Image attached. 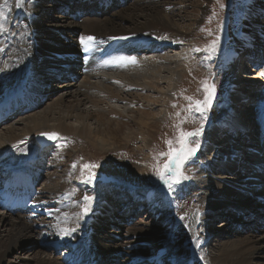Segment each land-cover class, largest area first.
I'll return each instance as SVG.
<instances>
[{"label": "bare ground", "instance_id": "bare-ground-1", "mask_svg": "<svg viewBox=\"0 0 264 264\" xmlns=\"http://www.w3.org/2000/svg\"><path fill=\"white\" fill-rule=\"evenodd\" d=\"M26 1L30 3L29 7L24 4ZM119 1L123 2L122 5H124L125 0ZM133 1L129 6L115 9L113 13L106 15V17H102L100 12L103 11V8L107 9L110 6L98 7L96 4H91L93 8H87L88 5L85 6V3L76 4V0H64L63 3L62 0H25L19 8L15 6L16 0L9 1L11 5L3 9L6 16L3 25L6 30L0 32V103L8 106L9 110L15 109V113L10 115L6 124L0 127V147L14 142L26 134H29L32 140L37 135L36 133L51 130L60 131L64 136L75 135L89 141L93 146L100 145L101 149L121 148L127 142L137 139V136L144 143L145 147L143 148L150 147L148 145L152 141L153 133H156V129L163 122L158 115L167 111L164 108V111L160 109L153 113L148 104L152 106L159 105L160 101H163L161 104L163 107L170 104L171 100L168 99L170 96L169 89L172 84H176V73L180 70L185 71L187 68L189 55L179 57L170 54L169 51L170 49H176L178 44L191 43L193 39L189 37L186 29L180 24L181 22H178L180 17L188 20L189 16L181 14L180 17L174 18L170 14V10L167 9L168 4L176 5L185 2L181 0H163L164 9L161 5L153 3L152 0ZM187 1L188 5L195 1L200 2V0ZM3 2V0H0V3ZM45 5L49 10L63 9L66 5H69V8L72 7V9L83 8L84 10V8H87L86 10L90 12L86 15L91 16V18L85 17V19L83 15L82 18L85 20L78 23V21H74V17L66 13V18L52 20L48 14L49 12L45 16H40V13L44 12ZM202 9L197 7L196 12L201 13ZM192 16L193 22L196 21L197 15L193 14ZM248 17V15L245 16V24L249 26L251 23L248 21ZM77 28L79 29L78 33L76 32ZM72 33L74 39L69 36ZM85 37H93L94 39L86 41V44H81V39ZM240 38V42L244 44H248L247 40L250 39L244 33ZM146 39L157 40L156 46L149 51L148 48L142 47L144 53L148 56L141 55L143 54L142 49L139 53H136L135 51L138 48L136 46L142 45V41ZM85 46H87V51H85ZM123 46L132 47L133 49L126 48L123 51ZM62 56L72 59L69 60L72 65L70 70L75 77L68 78L66 83H58L56 87H60V93L53 97L51 93L54 88L49 89L48 83L56 80L57 68H60L58 58ZM236 56L238 58L239 55ZM131 58L135 59V63H128ZM237 58L234 70L238 65ZM252 58L259 66L260 60L264 57L261 59ZM252 60L250 62L255 65ZM83 69H85V72H82ZM227 71H230V67ZM226 73L229 74V72ZM235 76L233 75V78ZM263 78L259 80V84L264 83ZM164 83H167L168 86L162 88L161 85ZM242 83L243 81L240 80L238 83L240 87L236 84L235 86L234 84L231 85L234 88L233 100L231 101L232 103H234V100L236 101L235 106L241 102L242 104L246 102L244 100L246 95H243L246 87ZM177 86L176 91L179 90V85ZM41 93H44L45 97H49L48 101L38 102V105L32 103L30 99L35 97V100H39ZM124 95L129 96V98L133 97L130 100L132 105H128L127 102L126 104L130 106L128 108L121 107L119 109L120 107H115L113 102L125 101ZM67 96L72 97V99L67 101ZM257 96L258 94H254L253 98H248L247 101L250 102L251 99L254 100ZM138 97H140V100L137 99ZM229 106L226 108L229 111L225 113L224 110L225 116L223 118L226 122L218 119L213 122L215 123V126H213L211 117L199 121L200 125L209 128V132L207 134L205 132V137L214 138L215 140H218V133H228L226 128L225 131L223 130V125L235 126L239 124L240 127H243L242 131H237V135L233 134L232 143H221L214 153H211V147H207L205 154L201 155L206 162L203 161L202 165L193 168L195 179L198 180H195V182L203 187L202 195L209 203L205 211L206 216L204 219L206 222L203 223L205 227L202 228L201 234L206 232L208 235L212 232L213 229L209 226V223L216 216L214 215L215 210L219 207L223 211L226 208L234 209L233 212H236L234 218L239 219L240 217V219L235 223L231 222L234 229L227 230L226 234L240 235L237 231H242L240 229L242 225L240 224L245 220V211L249 212L247 220L252 223L253 215H256L254 209L259 206L257 203L248 206L246 200L252 199L250 201L252 202L254 199L253 191L258 186L263 188L262 185L264 184V180H262L264 172L262 174L258 169L261 165H264V104L259 108L261 110L259 116L255 120L252 118L250 122L249 120L241 122L235 111L231 117H228L231 109H235L232 105L230 108ZM252 106L250 105L248 108H252ZM20 110H24V112L20 113ZM245 110H248L247 106L244 110L241 109V112ZM248 113H250V110H248ZM236 121V124L233 123ZM210 125H212L211 128ZM256 127H258L259 136L254 139L252 136L255 134L253 131L256 130ZM41 133L43 132L38 134ZM250 137L253 139L252 141H250ZM64 141V139L61 140L56 145L57 149L52 151L51 162L57 163L53 161V155L56 150L58 153L63 151L62 143ZM249 143H253L254 146L250 145V147ZM33 145L36 149L32 145H22L23 147L20 146L16 151H6L0 156V176L3 175V180L0 183V208L2 207V210L6 208L10 211H8L10 214L17 213L16 211L19 213L20 210L13 211L11 205L13 203L19 205L21 201L24 202L23 200H27L29 196L31 199L28 204L30 212L46 213V215L52 216L54 221L41 224L33 220L32 217L24 220L22 217L15 216L9 219L10 228L6 234L0 236V260L9 250L29 243L24 238L31 234H35L32 246H46L52 245L53 241H58L59 237L70 236L72 232L68 227L59 223L57 215L54 213L56 209L52 211L47 205L34 199L36 196L33 194V189H29L28 183L30 181L27 177L32 172H38L44 165L42 151L48 148L39 147L35 144V141H33ZM241 147L246 151L251 148L247 155L245 154L246 157L244 156L246 151H243ZM252 147L255 148V151ZM240 151H242V154ZM235 153H237V156L232 158V154ZM218 154L221 156L218 157ZM251 154H256L257 157L260 156V159L256 163H252L254 157ZM36 155L38 157L34 159ZM207 164H210V166ZM208 166L220 168L221 173L218 172L217 174L221 176L216 178L214 172H209L206 169ZM25 170H27L26 174H24ZM139 171L141 173L146 172V169H139ZM236 172H239L240 175L243 173L239 177V181L233 177H227L229 174H235ZM257 191L260 192L257 196L258 201L264 204V189ZM47 192L55 200H58L60 208H69L70 198L66 197L60 188L55 191L47 190ZM113 192L120 193V197L127 196L125 199L121 198V200L126 201L129 198L127 202H124L126 204L124 210H120L122 205L119 206V215L132 213L136 206L138 208L146 207V202L137 201L143 197L137 192L121 193L117 188H114ZM132 194H134V198L131 196ZM244 196L248 198L244 199ZM32 199L34 200L32 201ZM105 202L115 203L114 207L119 205L118 199ZM147 206L152 207V204L148 203ZM114 207L111 209L113 210ZM96 210L97 212H92L91 217L87 216L89 218L85 224L83 237L76 242L77 247H75L76 252L74 253L81 255L85 260L78 263L71 260L54 262L51 258H41L38 253H34L38 257L36 264H117L119 262L118 258L125 252L126 243L118 241L106 229L109 227L121 228V226L117 225L118 220L116 218H110V214L107 217L116 222L104 221L100 217L98 209ZM239 211L242 213L240 214ZM259 211L263 214L264 205ZM147 212L152 213L151 210H147L145 213L147 214ZM6 213H0V222L3 224L7 223V220L4 219ZM132 214L134 215V213ZM227 216H230V214H227ZM193 217V214L188 215L186 222ZM126 218L129 219V217ZM118 219L122 220L120 217ZM260 224L264 225L262 222ZM42 225L52 229L56 238L50 236L49 240H43L39 235L41 233L42 236H46ZM126 228L127 236L125 237L135 238L129 244L138 243L140 240H144L143 238L150 237L159 246L157 255L152 257L155 264H165V260H169L166 257L167 248L162 245V240L165 238L162 231L153 228L151 232L140 226ZM251 232L253 233L239 239H229L219 242V244L216 243V250L213 253L202 251L200 248L202 239H197L196 242L199 246L196 253L198 251L202 253L205 258L204 261L197 259V257H183L180 260H173L172 258H175L171 255L173 252L167 249L169 256L172 257L169 261H174V264H254V259L260 255L259 253H264V248L258 245L260 238L254 236V230H251ZM146 257L148 256H143L140 253L134 254L130 256L129 262L139 264ZM103 260L106 263H103ZM260 261L259 264H264V258H260Z\"/></svg>", "mask_w": 264, "mask_h": 264}, {"label": "rangeland", "instance_id": "rangeland-1", "mask_svg": "<svg viewBox=\"0 0 264 264\" xmlns=\"http://www.w3.org/2000/svg\"><path fill=\"white\" fill-rule=\"evenodd\" d=\"M9 1L10 0H7L4 9L11 5ZM132 1L133 0H125L124 5H122L123 2L112 0L110 7L107 9L103 8L100 15L106 17V15L113 13L117 8L129 6L134 2ZM181 1L185 3L176 5L168 4L167 9L170 10V14H172L174 18L180 17L181 14L183 16H189L188 20L180 17L178 22H181L180 24L186 29V32L189 37L193 39V42L178 44L176 49H170L169 51V53L174 54V56L185 57L189 55L186 64L187 68L185 71L180 70L176 73V84H172L169 89L170 96L168 99L171 100L170 104L165 107L161 106L163 101H160L159 105L152 106L151 104H148L153 113L160 109H162V111L166 109L167 111L158 115L163 122L159 128L156 129V133H153L152 141L148 145L150 147L143 148L145 147L144 143L140 140L139 136H137V139L127 142L124 146H121V148L113 147L101 149L100 145L93 146L89 141L78 138L72 134L64 136L60 131H45L57 133L59 138L55 139L47 146V149L42 151V154L44 155V165L40 168L42 172L38 170V172H32L33 174H30L33 181L37 182L33 186V188H36L33 193L34 196H36L34 199L39 200L41 204L47 205L52 211L56 209L54 213L57 215L56 217L59 223L68 227L72 232L70 236L59 237L58 241H53L52 245L46 246H32L31 244H33L32 240L35 238L33 237L35 234L26 236L24 240H27L29 243L6 252L0 260V264H36L38 262V257L35 256L34 253H38L41 258H51L54 262L71 260L78 263L85 260L81 255L74 253L75 247H77L76 242L80 241L83 237V232L86 227L85 224L88 221L87 219L91 217L93 213L97 212L96 209H98L100 217H102L104 221L116 222L114 220L111 221L110 219L116 218L119 221H117V225L121 226V228L109 227L106 229L109 234H112L114 238L118 239V241L126 243V246L124 247L125 252L120 255L117 264H131L132 262H129L130 256L138 253L150 257L144 258L139 264H155V261H152V257L156 256L159 251V246L156 245L150 237L143 238L144 240H140L138 243L129 244L135 238L125 237L127 236V232H125V229H127L126 227L140 226L151 232L153 231V228L162 231L163 236L165 237L162 240V245L172 251L173 253H171V255L172 257H175H170L168 250L166 249V257L169 258V260L171 258L173 260H180L183 257H197V259L204 261L205 258L202 253L199 251L196 253L199 246L196 242L197 239H202V244L200 246L202 251L204 250L207 253H213L216 250V243L219 244V242L227 241L229 239L245 237L248 234L253 233L251 230H254V236L260 238L258 245H261V248H264V225L260 224L261 222L264 224V216L261 217L264 212L261 214L259 211L260 208H263L264 204L258 201L257 196L260 193L258 191H253L254 199L252 202H250L252 199L246 200L248 206H252L256 203L259 206L254 209L256 215H253L254 218L252 219V223L251 221L250 223L248 222L247 215L249 212L247 210L245 211V220L240 224L242 225L240 227L242 233L237 231L240 235L232 236L231 234H226L227 230L234 229L231 222H237L240 217L239 219L234 218L236 212H233V208H226L223 211L220 210L219 207L215 210L214 215L216 216L209 223V226L213 229L212 232L208 235L206 232L201 234L202 228L205 227V224L203 223L206 222L204 219L206 216L205 211L209 203L202 195L204 191L203 187L195 182L197 179H195L193 170L194 167L202 165L203 161H205L201 155L205 154V149L207 147H211L212 149L210 148V151L211 153H214L221 143H229L234 139L232 133L226 134V132L223 134L218 133V140L205 137L209 132V128L200 125V119L211 117V124L215 126V123L213 122L218 119H225L223 116H225L224 114L226 111H229L226 109L229 104L230 106L232 105L235 107L233 111L236 112L235 114L238 115V119L241 122H246L248 120L250 122L252 118L255 120V117L260 114L259 108L264 104V96L262 97L264 93V83L259 84V80L264 77V0H200V2L195 1L190 5H188L189 3H187V0ZM152 2L161 5L165 9L164 4H162L164 2L163 0H152ZM24 4H26L27 7L30 6L28 1ZM88 7L93 8L91 4L88 5L87 8ZM197 7L200 9L203 8L201 13L198 11L199 14L196 12ZM70 9H72V7L67 8V10ZM43 10L44 12L40 13V16H45V14L49 12L48 14L51 16L52 20L66 18V12L64 14L59 9L49 10L45 5ZM87 13L84 14L83 18H91V16L86 15ZM193 14L197 15L196 21L194 22ZM246 15L249 16L248 21L251 23L249 26L245 24ZM83 18L82 20L86 19ZM82 20L75 19L74 21L80 23L79 21ZM76 32H79L78 28L76 29ZM242 33L250 38V41L247 40L248 44L240 42V36ZM69 36L74 39L73 33ZM213 41L216 42L214 50L211 48ZM141 47H144V45H141ZM143 54L145 53L143 52ZM145 55L148 56L147 54ZM236 55H239L238 58ZM247 55L255 58L257 57L258 59L263 58L260 60L259 66L255 67H258L257 70L250 65L249 62L244 60ZM236 58L238 59V65H236L234 70ZM128 63H130V61H128ZM229 67L230 71H227ZM226 72H229V74L227 75ZM233 75L235 78H233ZM252 76L254 78H251ZM240 80L243 81L242 84L246 87L244 90L245 92H243V95H246L244 99L246 102L243 104L241 102L235 106L236 101L234 100V103L231 101L233 100L232 95L234 94V88L231 85L234 84L235 86L236 84L237 86ZM262 80H264V78ZM67 81V78H62L50 82L48 88H54L51 96L53 95V97H55L57 93H60V87H56L58 83L62 84ZM205 82L210 87L214 86V94L211 96L210 105L204 113L201 114V112L195 110L194 102L204 101L206 92L203 85ZM177 85H179V90L176 91L178 88ZM167 86V83L161 85L162 88ZM238 86L240 87V85ZM254 94H258V96L254 100L251 99L252 101L250 100V102H248V98H253ZM69 97L70 96L66 97L67 101L68 99L69 101L72 99V97ZM124 97L125 101L120 100L113 102V105L115 107H120L119 109H121V107H130L132 105L130 100H132L133 97L129 98V96L126 95H124ZM186 97L192 98V110H189L190 102L185 99ZM48 98L49 97L47 96L46 101H48ZM137 99L140 100V97ZM173 105H175V107ZM250 105H253L252 108H248ZM245 106L250 110V113H248V110L241 112V109L244 110ZM181 121H183V123H181ZM224 121L226 122V120ZM233 123L236 124L237 121ZM177 125H179V128L183 129L185 132H191L200 128H202V131L199 136L191 138L192 145L195 147L198 144L199 147L195 154L182 168L183 176L187 178H181L179 183L173 184L172 188L169 189L162 184L155 175L154 165L157 163L158 153L166 152L168 150L165 141L175 138L178 131ZM211 126L212 125H210V128ZM255 129L256 130L253 131L255 134L252 133L254 134L252 136L254 139L259 135L258 127ZM223 130L225 131V125H223ZM236 130L239 131L237 128ZM252 138L250 137V141L253 140ZM63 139L65 141L62 143L63 151L60 152L62 154L59 155L60 153L56 150V153L53 155V161H56L57 163H53L51 162L52 151L57 149L56 145H58ZM33 141L34 139L31 140L29 134H26L12 143L1 146L0 156L6 151H16L20 146L32 145L36 149L35 145H33ZM241 149L243 151L245 150L242 147ZM240 153L242 154V151H240ZM245 154L247 155V151L244 152V156L246 157ZM217 156L220 157L221 155L219 156L218 154ZM37 157L38 155H36L34 159H37ZM165 160L166 157L159 159V163L162 165ZM250 161L252 162V160ZM74 163L76 165L75 168H73ZM84 164L97 165V167L91 169V172L94 174L91 182H85L88 175L87 171L83 174L81 172V166ZM207 165L210 166V164ZM209 166L206 169L209 172H214L216 178L221 176L217 174L220 172V168ZM139 169H146V172L141 173ZM26 173L27 170L24 171V174ZM242 174L240 175L239 172H236L235 174H229L227 177H233L235 180L239 181V177L242 176ZM2 180L3 175L0 176V183ZM59 188L66 197L70 198V206L67 209L60 208L58 200H55V198L47 192V190L55 191ZM114 188H121L118 189L119 191L123 188L124 190L121 191V193L137 192L143 196L137 201L146 202V207H140L137 212L135 208L132 212L134 215L130 212L126 215H119V206L123 205L124 202H127L129 198L126 201L121 200V198L127 196L124 195L123 197H120V193L113 192ZM85 195L91 197L92 200L90 210L86 215H82V205L84 204L82 198ZM247 196H244V199H246ZM34 199H32V201ZM115 199H118L119 202V205L116 207H114L116 204L113 202H109L110 205L105 202ZM148 203L152 204V207H148ZM112 207H114L113 210L111 209ZM1 208V214L7 212L6 217L4 218L5 221L7 220V223L9 219H12L15 216L22 217L24 220L32 217L33 220L41 224H48L54 221L52 216H48L46 213L39 211L30 212L31 214L29 213V215L28 212L30 209H22L19 213L10 214L9 210H6V208L5 210H2ZM152 208L154 209L153 211ZM120 210L124 209L121 207ZM147 210H151L152 213L147 212L146 214L145 212ZM241 213L242 212H240V214ZM190 214H193L194 217L186 222L187 216ZM227 214H230V216H227ZM108 215L110 218L107 217ZM118 217L122 220H119ZM126 217H129V219ZM85 218L86 220L84 221ZM7 223L3 224L0 222V236L6 234L10 228L9 223L8 225ZM259 225H261V227H259ZM42 226L46 236H42L41 233L39 235L43 240H49L50 236L56 238L53 235L54 231L52 229L45 225ZM259 254L260 255L254 259V264H259L261 262L260 258H264V253ZM169 260H165V264H174V261ZM102 262L106 263L104 260Z\"/></svg>", "mask_w": 264, "mask_h": 264}, {"label": "snow or ice", "instance_id": "snow-or-ice-1", "mask_svg": "<svg viewBox=\"0 0 264 264\" xmlns=\"http://www.w3.org/2000/svg\"><path fill=\"white\" fill-rule=\"evenodd\" d=\"M25 0H16V7L19 8L22 3H24ZM7 0H4L3 3H0V32L5 31L3 25V20L6 19L5 13L3 11L4 7L6 6ZM223 6V5H221ZM93 37H85L81 39V44H86V41H92ZM216 42L213 41L211 48L212 50L215 49ZM87 46H85V51H87ZM130 62L135 63V59L131 58ZM204 90L206 92V96L204 101H195V110L201 112V114L204 113V111L207 109V107L210 105L211 96L214 94V86H208L206 82L204 83ZM185 99L189 100L190 107L189 110H192V98L186 97ZM175 107V105H173ZM179 115V114H177ZM183 123V121H181ZM177 134L174 139L172 140H166L165 144L167 146L166 152H160L158 153L157 157V163L154 165L155 168V175L157 178L161 181L162 184H164L169 189L172 188L173 184L179 183L181 178L186 179L187 177L183 176L182 168L184 164L195 154L197 148L199 145L197 144L195 147L191 143V138L194 136H199L202 128L196 129L191 132H185L183 129L179 128V125H177ZM42 135H45L49 140H55L58 139L57 133H42ZM165 162L161 165L159 163V159L165 158ZM75 163L73 164V168H75ZM97 167L95 164H84L81 166V172L82 174L87 171V179L85 182H91L93 179V173L91 172V169H94ZM84 204L82 205V215H86L88 211L90 210V204L92 198L85 195L83 198ZM67 234V233H66Z\"/></svg>", "mask_w": 264, "mask_h": 264}, {"label": "water", "instance_id": "water-1", "mask_svg": "<svg viewBox=\"0 0 264 264\" xmlns=\"http://www.w3.org/2000/svg\"><path fill=\"white\" fill-rule=\"evenodd\" d=\"M43 133H48V132H43ZM36 141L39 143L40 146H46L49 143H51L53 140H49L45 135L38 134L36 136Z\"/></svg>", "mask_w": 264, "mask_h": 264}]
</instances>
